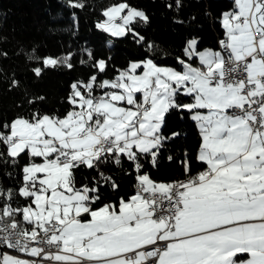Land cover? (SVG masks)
Segmentation results:
<instances>
[{
    "label": "snow or ice",
    "instance_id": "obj_1",
    "mask_svg": "<svg viewBox=\"0 0 264 264\" xmlns=\"http://www.w3.org/2000/svg\"><path fill=\"white\" fill-rule=\"evenodd\" d=\"M60 2L69 9H75V0ZM122 3V12L116 17L121 22L116 26L123 29L122 35L116 36L103 28L99 21L96 29L113 37H126L131 33L137 37L138 44L148 43L136 24H149L150 16L145 10ZM234 5L238 11H224L218 21L226 37L219 44L227 50V58L221 51L211 48L200 50L198 38L192 37L186 40L182 50V56L188 62L181 56L176 57L182 70L161 66L153 58L138 60L151 62L158 71L150 77L148 87L136 89L131 101H120L128 105L126 111H132L131 118L121 120L123 132L132 137V142L125 145V136H121L120 150L112 153L115 167L123 168L125 160L129 163L131 171L125 174H134L136 192L127 198L121 196L118 205L103 203L97 206L101 200V186L107 185L118 191L119 184L98 166L86 165L97 176L91 178V184L73 187V170L80 167L73 161L69 167L71 182L64 183L63 188L77 193L87 191L89 195L84 211L76 213L81 219L67 227L69 232L74 229L84 231L80 232L77 241L75 236L58 229L62 235L59 241H54L60 245L55 249L56 254L40 259L50 260L51 264H83L77 257L94 261L133 253L136 254L135 264H148L151 258H156V264H264V40L258 45L256 41L249 40L251 26L259 28L264 25V0H234ZM166 7L169 10L175 7L178 13L184 7V0H175L174 5L169 2ZM129 11L132 13L130 19L126 15ZM71 19V27L53 31H78L79 17L75 11L71 13ZM195 19L192 15L191 20ZM173 23L183 24L184 20L174 17ZM259 30L264 32V28ZM32 52L33 55L28 56L30 62L42 65L32 69L37 77L45 71L55 70L57 66H64L59 65L63 57L67 58L66 67L71 70L75 67L72 60L78 54L70 50L33 60L35 50ZM81 55L91 58L93 52L85 50ZM194 57L198 58V68L190 63ZM49 59L54 63H45ZM79 63L83 66L84 59ZM135 71L144 73L147 69L143 63H138ZM151 81H156L154 87ZM75 87L76 82L73 81L70 91ZM80 95L77 94L76 100L71 95L68 97L70 111L79 109ZM182 96L191 98V102H182ZM173 110L189 113L201 138L198 155L192 159L206 167L187 182L155 181L147 167L158 166L159 157L168 142L178 135L165 134L164 131L167 117ZM68 115L69 112L64 114ZM44 116L48 118L47 113ZM136 117H142V122L131 127ZM33 118H40L39 110L33 113ZM57 119L63 120V117ZM4 132H8V128H4ZM137 137L145 142L143 147L135 142ZM27 151L25 148L22 153H9V159L0 163L15 166L21 154L26 155ZM167 159L171 162L172 156L168 155ZM182 167L187 173L191 171L192 164L185 160ZM26 171L27 162L21 169L22 173ZM8 175L11 178V173ZM22 180L27 181V176H22ZM24 199L29 200V197ZM34 204L35 197H32L24 207ZM95 217L100 218L98 226L90 230L88 226L97 223ZM109 218H114L121 226L119 231L106 226ZM225 225L234 227L225 228ZM214 228L222 230L212 231ZM97 232L105 234L98 236ZM157 237L161 241H169L163 250L149 248L157 243ZM86 240L87 244L84 243ZM0 248L9 250L0 252V264H19V257L11 254L18 251L17 248L3 243H0ZM145 248H149L146 254L139 251ZM26 254L34 255L32 252ZM242 254L249 258L241 259Z\"/></svg>",
    "mask_w": 264,
    "mask_h": 264
},
{
    "label": "trees",
    "instance_id": "obj_2",
    "mask_svg": "<svg viewBox=\"0 0 264 264\" xmlns=\"http://www.w3.org/2000/svg\"><path fill=\"white\" fill-rule=\"evenodd\" d=\"M118 1L145 10L150 16L149 24H136L148 43L138 44L137 37L131 33L126 37H113L96 29V22L102 17V8ZM169 2L174 5L175 0H75V9H69L60 0H0V126H3L0 127V161L9 159L6 134L10 133V122L18 116L34 120L36 110H39L40 116L45 113L63 116L69 110L67 99L71 95L70 85L73 81L80 84L93 76L90 89L95 95L105 90V86L101 85L102 77H110L118 69L125 68L131 59L153 58L157 64L180 68L176 57L186 58L182 56V50L189 37L198 38L199 49L219 46L218 40L223 37L224 31L218 21L224 10L233 8V0H184V7L178 13L175 7L173 10L166 7ZM73 11L79 17L78 31H53L71 27ZM192 15L196 17L194 21L191 20ZM174 17L184 20V23H173ZM33 49V60L74 51L78 53L72 60L75 67L68 70L67 58L63 57L59 65L64 66H57L55 70L45 71L37 77L32 69L42 65L28 59L29 55H33ZM85 50H91L93 56L81 55ZM99 58L104 61L102 68L97 65ZM80 59H84L83 66L79 63ZM45 63L53 64L54 61L46 60ZM180 99L186 102L191 98L182 96ZM4 128H8V132H4ZM164 131L165 134L178 135L168 142L159 157L158 166L152 168L148 165V171L156 181H183L202 167V163L192 159L196 156L200 141L198 128L189 118V113L173 110L167 117ZM115 151L119 150L103 151L94 156L91 163L81 159L76 162L80 167L73 170V187L91 184V178L97 176L86 165L98 166L106 176L111 175L119 184L118 191H113L107 185L101 186V200L97 206L103 203L117 204L121 196L126 198L133 192L132 185L136 182L134 174H125L131 171L126 160L123 168L112 164V153ZM168 155L172 156L171 162L167 159ZM38 158V155L27 151L26 155L21 154L15 166L0 163V219L23 228L33 227V222L24 217V206L30 202L33 194L31 191L18 192L17 189L30 186L31 181L22 180L24 173L21 169L26 162ZM105 160L108 163H103ZM185 160L192 164L191 171L187 173L182 167ZM8 173H11V178ZM24 197H29V200Z\"/></svg>",
    "mask_w": 264,
    "mask_h": 264
},
{
    "label": "rangeland",
    "instance_id": "obj_3",
    "mask_svg": "<svg viewBox=\"0 0 264 264\" xmlns=\"http://www.w3.org/2000/svg\"><path fill=\"white\" fill-rule=\"evenodd\" d=\"M122 2L124 1L110 3L102 8V17L98 20L103 28L115 33L116 36L123 33V29L116 26L121 23L119 20H116V17L118 13L122 12ZM126 15L130 19L132 13L129 11ZM137 60L138 59H131L125 68L118 69L110 77H102L101 85L105 86V90L101 93H97L99 94L98 96H96L97 94L94 95L90 89L93 83V76L88 80L80 82V84L83 85L84 90L82 86L76 82V87L72 88L71 97L73 100H76L77 94H81L79 97L80 107L78 110H68V116H60L63 117V120L57 119V116L49 114L48 118H45L44 114H42L39 119L28 120L22 116H18L10 122L9 131L12 134H17L18 139L14 143L8 145L7 151L11 154H16L26 148L30 154L39 156L38 159H32L27 163V171L24 172V176H27V180L31 181V183L29 182L30 186H22L21 191L23 193L31 191L33 197H35L34 206L27 208L24 207L25 219H34V222L41 221L46 215H49L53 204H57V182L60 181L61 183H66L68 181L69 166L72 164L70 161L71 159H67L63 163H57V158H61L67 154L66 151L59 155L57 154V150L60 147H75L76 141L79 139L70 136L73 133H76L78 129L86 128L83 112L89 114L90 117H93L92 115L95 112L97 114L101 112L104 113V119L102 122L98 119V115L94 118L95 121L93 128L105 133L121 135L120 133L123 132L121 120L131 118L132 111H126L125 109L128 108V105L120 103V101H131L136 89L146 88L150 83V78H146V81H144V79L135 77V67L133 66V62H136ZM47 61H50V59ZM103 63V59L99 58L97 61L98 67L102 68ZM160 65L170 67V65ZM128 69H131L129 77H127ZM155 83H152L153 87L155 86ZM149 90L151 91L152 89ZM92 101H95V103H92ZM131 127H134V121ZM10 133L8 134L10 135ZM101 137L99 139H101ZM78 147L79 148L76 147L77 150L80 149V151H83L86 155V162L91 163L92 156L89 155V150L83 149L84 145ZM73 149L75 150V148ZM94 151L97 155L100 154H98L96 148H94ZM72 158L77 159V161L81 160L73 155ZM200 169H202V167ZM200 169L194 170V172H197ZM38 173L41 175L37 176ZM35 181H37L36 184ZM135 183L136 182H134L133 185ZM10 223L16 224L14 222ZM12 255L19 257V264H26V259H24L22 255ZM134 258L131 259V262Z\"/></svg>",
    "mask_w": 264,
    "mask_h": 264
},
{
    "label": "crops",
    "instance_id": "obj_4",
    "mask_svg": "<svg viewBox=\"0 0 264 264\" xmlns=\"http://www.w3.org/2000/svg\"><path fill=\"white\" fill-rule=\"evenodd\" d=\"M224 11H238V9L235 8L234 0H233V8H230V9H227V10H224ZM220 18H221V15H220ZM259 28H264V25H260ZM259 28L256 25H252L251 28H250V32H249V40L250 41H256L257 45H258L259 41L264 40V33H261V32L257 33V31H260ZM221 39H226L225 33H224V35H223V37ZM221 39L218 40V43H219V41ZM205 48H211V49H213L215 51H221L222 52V48H220V44L217 47H202V48H200V50H203ZM142 59H147V57L146 58H142ZM183 59H185L186 62H188L187 58H183ZM138 60H140V59H138ZM138 60L136 62H133V66L135 67V70L137 68V64L138 63H143L145 65L147 71L144 72V73H141V72H137V71L134 70L135 71V77H139L140 79H144V81H146V78L148 79V78L152 77L154 74L157 73L158 70L152 66L151 62H149L147 60L144 61V62H139ZM190 63H192L193 66H196L197 68L199 67L198 58L194 57L193 60L190 61ZM170 67H173V66H170ZM176 69L177 70H182V66L180 68H176ZM129 75H130V69H128L127 77H129ZM155 82L156 81H151V83H155ZM162 82L163 81L161 80V83ZM96 96H98V95H96ZM96 96H95V98H96ZM188 102H191V99L186 101V102H184V103H188ZM204 111H206V110H204ZM130 113H131V111H130ZM99 114H97L95 112L92 115L93 117H90L89 114L83 112V118L85 120L86 128L78 129L76 131V133H73L70 136V137H76V138L79 139L78 141H76L75 147H73V148H75V150L73 152V156H76V158H78V159H84L86 161V155L83 153V151H80V149L77 150V148H79L78 146L81 147V145H84L83 149H88L89 150V155H91L92 158L94 156H96L97 154L94 151V144L99 140V138L101 136H106V137H109L111 139L112 143L110 144V146H108L106 148V151H110V150H113V149L120 150V148H121V143H120L121 136H125V139H124V142H123L125 145L130 144L132 142V137L130 135H126L124 132H121L120 133L121 135H113V133H105V132H103L101 130L93 128L94 121H95L94 118L97 115L99 117L98 119L101 122L104 119V115H99ZM141 122H142V117H136V120L134 121V127L137 126ZM135 142L140 147H143L144 144H145V142L142 141L139 137L136 138ZM200 143H201V138H200V141H199V145H200ZM199 145H198V147L196 149V152H195L196 155H198V152H199ZM68 148H70V147H60L57 150V154L61 155L62 153L66 152ZM204 167H206V166L204 164H202V169L198 170L196 172V175L200 171H202L204 169ZM191 176L189 178L183 180V182H185L188 179H190ZM67 182L69 183V179H68ZM163 182H166V181H163ZM63 184L64 183H61L60 181L57 182V185H61V187H57V204H55V203L53 204V206L51 207V212L49 213V215H46L41 221L34 222V219L30 220V221L33 222V227L31 229L26 228V227L24 228L25 230H28L30 234L35 235L37 233V231H38V227L37 226L40 225L44 220L54 218V219L60 220L62 222V226L60 227V229L63 230V232L69 233L70 235L75 236L77 241L79 240L80 232L84 231V229H80L79 231L74 229L71 232H69V229H68L67 225L69 223H73L74 224L78 219H81V218L77 217L76 213L78 211H80V212L84 211V208L86 206V200H87V197H88V193H87V191H84L83 193L65 191L64 188H63ZM54 188H56V187H54ZM134 193H135V191H133L130 195H132ZM118 202H117V205H118ZM99 219H100L99 217H95L94 221H96L97 223L89 225L88 228L90 230H94L95 227L98 226ZM132 223L135 224V221H132ZM106 226L109 227V228H115L116 231H119V229L121 227L119 224H117V222L115 221L114 218H109ZM224 227L225 228H230V227H234V225H225ZM171 230L174 231V229H171ZM221 230L222 229H219V228L212 229V231H221ZM104 234L105 233H103V232H97L96 233V235H98V236H103ZM161 234H163V233H161ZM61 235H62V232L59 231L58 236L61 237ZM84 243L87 244L88 241L86 240V241H84ZM168 243H169V241H167L166 246H167ZM70 246H74V244L70 245ZM36 250H37L36 247H31V248H29L26 251V253L27 252H32V253L35 254ZM55 254L56 253L54 252V253H52V255H49L48 253L45 252V253H42V256H45V255L54 256ZM61 255L68 256V255H71V253H62ZM22 256L24 257V259H26L25 260L26 264H51V261L50 260H46V259H38L35 263H33L30 255L26 254V255H22ZM240 258L241 259H248L249 256L247 254H244ZM77 259L82 260L83 264H115V262H120V261H125L126 264H130L131 263V259L125 258L122 255L121 256H109L105 260H94V261L84 260L83 257H77ZM135 259H136V256H135L134 260ZM154 262L156 264V258H155Z\"/></svg>",
    "mask_w": 264,
    "mask_h": 264
},
{
    "label": "built area",
    "instance_id": "obj_5",
    "mask_svg": "<svg viewBox=\"0 0 264 264\" xmlns=\"http://www.w3.org/2000/svg\"><path fill=\"white\" fill-rule=\"evenodd\" d=\"M260 32L261 31H257V33H260ZM261 33H264V32H261ZM223 55L225 56V58H227V55H228L227 50L223 49ZM136 110L138 111L139 109H136ZM17 139H18L17 134L10 133L9 142L7 144L9 145L12 143V140H17ZM110 144H111L110 138L106 136H102L101 139H99V141L96 144H94V148H96L99 154V153H102L103 151H106V148L110 146ZM73 152H74L73 148H68L67 154L60 161H66L67 159H71L70 161L72 163L73 161L77 162V159L72 158ZM192 176H196V172L193 171ZM135 184L133 185L132 189L133 191L136 192ZM144 195H148V194H144ZM61 226H62V222L60 220L49 219V220L42 222L38 226L37 233H39V236H37V234L36 235L16 234L15 226L6 225L3 223V219H0V237L3 238L2 240H0V243L11 244L13 247L17 248L18 251L12 252V254H16V255L26 254V251L29 248L36 247L37 250L35 254L30 255L32 262L35 263L38 259H40L39 257H42V253L46 252L48 254H52L55 251V249L60 246L58 243H54V241H59L60 239V237L58 236V233H59L58 229H60ZM166 243L167 241H161L157 237V243L154 245H150L149 248L158 247L160 249H163L166 246ZM149 248L140 249L139 251L144 252L146 254L149 251ZM6 251H9V250L7 248H0V252H6ZM122 256L125 258L133 259L136 256V254L125 253ZM154 259L155 258L149 259L148 264H155ZM131 264H135V260H133Z\"/></svg>",
    "mask_w": 264,
    "mask_h": 264
},
{
    "label": "bare ground",
    "instance_id": "obj_6",
    "mask_svg": "<svg viewBox=\"0 0 264 264\" xmlns=\"http://www.w3.org/2000/svg\"><path fill=\"white\" fill-rule=\"evenodd\" d=\"M222 54H223V49H222ZM6 141L7 143L9 142V134H6ZM16 140H12V143H14ZM64 157V156H63ZM63 157L61 158H57V163H63L64 161H60ZM60 161V162H59ZM3 223L6 224V225H11V226H15V233L16 234H29V235H32L29 233L28 230H25L24 228L16 225V224H13V223H9V222H6L3 220ZM38 232V231H37ZM37 234V233H36ZM35 234V235H36Z\"/></svg>",
    "mask_w": 264,
    "mask_h": 264
}]
</instances>
